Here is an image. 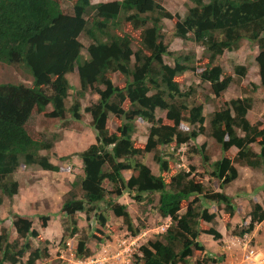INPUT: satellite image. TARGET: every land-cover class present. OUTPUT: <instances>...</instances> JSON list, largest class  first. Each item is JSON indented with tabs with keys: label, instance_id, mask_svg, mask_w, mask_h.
<instances>
[{
	"label": "trees",
	"instance_id": "16d2710c",
	"mask_svg": "<svg viewBox=\"0 0 264 264\" xmlns=\"http://www.w3.org/2000/svg\"><path fill=\"white\" fill-rule=\"evenodd\" d=\"M191 3L185 16L180 17L167 11L159 0L98 4L75 0L71 9L63 8L62 0H0V64L19 66L32 78L30 86L0 83V206L5 198L17 194L13 175L19 169L37 166L42 171L59 172V167L42 154L52 149L53 139L37 130V121H65L70 117L78 122L83 111L91 118L95 143L77 154L82 175L75 176L62 202L61 212L67 218L62 242L79 232L76 214H84L88 221L93 216L96 227H105L107 212H111L136 237L145 225L135 223L127 206L111 198L127 194L140 204L151 203L152 196L158 195L156 210L171 224L155 240L140 247L131 264L223 261V257L204 256L194 263L191 259L194 252L204 250L198 240L201 234L215 241L222 239L213 227L201 229V223L211 224L216 218L215 213L203 208L204 203L223 211L225 229L230 230L236 211L233 198L207 188L203 180H197L193 167L189 171L176 169L174 154L179 146L208 135L219 145L220 157L211 163L205 144L191 153L198 154L203 166L211 168L209 177L219 181L222 190L237 179L236 164L264 169V127L248 118L251 97L224 101L207 119L203 106L194 101V89L183 91L181 86L186 72L199 69L200 82L208 84L213 97L220 100L233 75L242 79L247 69L238 65L233 68L234 74L225 72L217 60L246 40L258 48L255 64L259 85L264 87V0ZM166 20L173 25L174 38L203 47L206 55L202 60L169 51L163 41ZM81 34L90 41L88 59L81 54ZM165 56L171 57L173 64H166ZM75 71L76 88L68 77ZM88 93L98 99L82 109L81 101ZM157 111L164 117H157ZM111 115L119 122L115 131L107 125ZM136 120L149 124L145 142L133 138ZM182 123L192 129L184 133L180 130ZM253 144L259 152L252 149ZM147 153H154L158 174L138 160ZM124 172H129L127 179ZM251 205L246 226L233 231L238 238L251 234L264 221L262 205L257 200ZM12 226L16 234L13 240L5 227L0 229V264H37L49 258L46 247H33L32 241L42 240L30 220L15 216ZM96 227L93 230L99 232ZM89 254L87 239L79 240L76 257Z\"/></svg>",
	"mask_w": 264,
	"mask_h": 264
},
{
	"label": "rangeland",
	"instance_id": "374dc122",
	"mask_svg": "<svg viewBox=\"0 0 264 264\" xmlns=\"http://www.w3.org/2000/svg\"><path fill=\"white\" fill-rule=\"evenodd\" d=\"M111 1L116 0H92V3ZM74 2L75 0H62L63 8L71 9ZM159 2L171 14H177L180 17H184L188 7L192 6L191 0H159ZM163 31V41L168 45L169 51L174 54L193 56L195 61L205 57L206 53L200 45L191 40L182 41L173 37L171 22H164ZM132 35L138 36L137 32H132ZM79 40L83 45L82 57L88 59L86 48L90 41L84 34L80 35ZM257 53L258 48L255 44L243 40L237 50L225 52L218 58L217 63L225 72L234 74L233 68L238 65L247 69L246 75L242 79L233 75V82L220 100L213 97L208 84L200 82L199 69L184 74L185 79L181 88L183 91L190 87L194 89V101L203 106L207 119L213 111L222 107L224 101L251 97L253 106L248 118L252 124L261 123L263 128L264 87L259 85L258 69L255 64ZM164 62L173 64L172 58L168 56L164 57ZM68 77L72 87L76 88L78 86L76 71ZM115 78L116 82L117 79ZM0 83L30 86L32 78L19 66L0 64ZM97 99V95L88 93L81 101L82 109L96 102ZM71 101L70 98L67 103L68 106ZM125 107L127 108L128 104H125ZM156 115L159 118L164 117L161 111H157ZM90 120V116L83 111L81 112V120L78 122L70 117H67L65 121L50 118L39 119L36 123L37 130L43 133L46 138L53 139L52 149L47 153L42 152V154L47 155L50 162L59 167V172L42 171L37 166L19 169L13 175L14 180L18 183L17 194L12 199L5 198L0 206V229L5 227L11 234V240L16 237L12 226L15 216L25 217L32 222V228L42 240L37 241L35 239L32 241L33 247H46L49 253L48 259L37 264H131L134 256L139 253V248L159 237L171 224L170 219L160 217L156 210L158 195L152 196L153 201L151 203L144 201L138 204L127 194H124L122 197L111 198V201L125 204L135 223L145 225V229L138 236H131L122 220L114 217L111 212H107L109 221L105 227H96L93 216L88 221L84 214H76L79 232L72 239H65L62 242L65 223L67 222V218L61 212L62 202L70 190L75 176L82 175V163L77 154L95 143L96 134L90 125ZM107 125L110 130L115 131L119 122L111 115ZM135 126L136 131L133 138L139 142H145L149 124L136 120ZM191 129L187 123L180 125V130L184 133H188ZM202 144H205L211 163L220 157L219 145L208 135H204L194 142H188L178 147L174 154L176 169L181 168L189 171L193 167L197 180H203L207 188L216 192H224L233 198L236 211L231 220V229L226 230L223 222V211L212 203H204L203 208H207L210 213H215L216 218L211 224L201 223V229L207 230L213 227L221 233L222 239L215 241L212 237L201 234L198 240L203 245L204 250L202 253L194 252L191 262L194 263L196 259L207 256L213 259L223 257V261L215 264H264V221L256 225L253 232L243 238L233 235V231L238 232L248 223L247 216L251 211L253 200H257L264 208V169L262 167L251 169L245 165L236 164L237 179L220 190L219 181L209 177L211 168L209 166L204 167L200 156L191 153L192 149ZM173 147L171 146V149ZM252 149L256 153L259 152V147L256 144L252 145ZM62 157H70V159L61 161L60 158ZM138 160L147 164L153 174H158L154 153H147L139 157ZM124 177L127 179L129 172H124ZM101 206L105 207V203ZM93 227L99 229V232L94 231ZM85 238L90 254L85 258H77V243ZM44 241L46 243H43ZM208 264L213 263L209 262Z\"/></svg>",
	"mask_w": 264,
	"mask_h": 264
},
{
	"label": "clouds",
	"instance_id": "9594fccd",
	"mask_svg": "<svg viewBox=\"0 0 264 264\" xmlns=\"http://www.w3.org/2000/svg\"><path fill=\"white\" fill-rule=\"evenodd\" d=\"M116 1H118V0H116ZM112 2V1H111ZM93 4V3H92ZM168 20H166V21H164V22H167ZM170 22V21H169Z\"/></svg>",
	"mask_w": 264,
	"mask_h": 264
},
{
	"label": "crops",
	"instance_id": "0c3cea01",
	"mask_svg": "<svg viewBox=\"0 0 264 264\" xmlns=\"http://www.w3.org/2000/svg\"><path fill=\"white\" fill-rule=\"evenodd\" d=\"M257 68V67H256Z\"/></svg>",
	"mask_w": 264,
	"mask_h": 264
}]
</instances>
